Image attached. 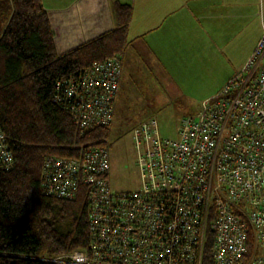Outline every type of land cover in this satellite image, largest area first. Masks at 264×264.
I'll list each match as a JSON object with an SVG mask.
<instances>
[{
    "label": "built area",
    "instance_id": "built-area-1",
    "mask_svg": "<svg viewBox=\"0 0 264 264\" xmlns=\"http://www.w3.org/2000/svg\"><path fill=\"white\" fill-rule=\"evenodd\" d=\"M123 57L96 62L75 100L82 130L113 123ZM151 119L133 133L142 188L114 192L108 146L79 158L50 157L49 195L75 200L90 189V251L64 264H264V36L245 67L182 121L178 140L160 139ZM15 159L0 126V171Z\"/></svg>",
    "mask_w": 264,
    "mask_h": 264
},
{
    "label": "trees",
    "instance_id": "trees-1",
    "mask_svg": "<svg viewBox=\"0 0 264 264\" xmlns=\"http://www.w3.org/2000/svg\"><path fill=\"white\" fill-rule=\"evenodd\" d=\"M131 18L130 5L115 4L114 30L59 55L43 0H0V126L15 159L0 171V264H64L74 252H91L90 189L82 186L75 200L49 195L43 173L50 157L79 158L99 146L110 153L119 96L113 123L85 131L68 94L96 62L125 59ZM151 119L164 139L155 117L131 134ZM203 264H213L211 245Z\"/></svg>",
    "mask_w": 264,
    "mask_h": 264
},
{
    "label": "crops",
    "instance_id": "crops-1",
    "mask_svg": "<svg viewBox=\"0 0 264 264\" xmlns=\"http://www.w3.org/2000/svg\"><path fill=\"white\" fill-rule=\"evenodd\" d=\"M257 2L258 0H43L59 55L114 30L115 4L122 3L130 5L132 9L123 77L125 73L128 74L129 67L136 63H141L144 70L153 75L150 62L158 60L161 63L157 71L159 79L165 75L162 72V68H165L163 62L170 59L169 47L187 45L190 40L186 39V35L192 32L199 38L207 37V44H211L207 45L208 50L221 46L217 49L223 51L226 61L234 67L228 74V81L245 67L264 36L263 21V25H259L262 33L260 31L254 35L246 49L241 48L244 35L249 33V19L253 15L250 4ZM258 14L259 12L255 15ZM216 35L218 37L215 38ZM217 38H220V42ZM227 51L232 55L227 54ZM218 62L225 63L221 59ZM218 93L216 91L204 100L211 99Z\"/></svg>",
    "mask_w": 264,
    "mask_h": 264
},
{
    "label": "rangeland",
    "instance_id": "rangeland-1",
    "mask_svg": "<svg viewBox=\"0 0 264 264\" xmlns=\"http://www.w3.org/2000/svg\"><path fill=\"white\" fill-rule=\"evenodd\" d=\"M250 12L253 15L249 19V33L243 37L242 49H246L254 35L261 31L264 0L251 3ZM257 12L258 16L255 15ZM187 38L190 40L187 45L169 47L170 59L163 62L165 75L159 79L157 71L161 63L158 60L150 62L153 75L147 73L141 63L129 67L124 77L122 73L119 106L110 137V184L114 192H132L143 185L131 134L134 124L155 117L162 138L178 140L183 119L199 113L204 99L216 91L220 93L228 83V74L234 67L226 61L223 51L217 49L221 46L208 50L207 37L199 38L192 32L186 35ZM217 40L220 42V38ZM227 54L232 55L228 51ZM219 59L225 63L219 64Z\"/></svg>",
    "mask_w": 264,
    "mask_h": 264
}]
</instances>
